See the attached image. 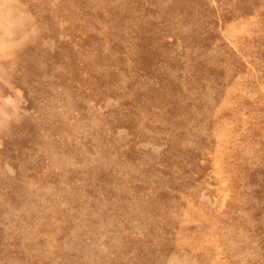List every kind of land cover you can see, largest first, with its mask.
Here are the masks:
<instances>
[{"label":"rangeland","instance_id":"obj_1","mask_svg":"<svg viewBox=\"0 0 264 264\" xmlns=\"http://www.w3.org/2000/svg\"><path fill=\"white\" fill-rule=\"evenodd\" d=\"M0 264H264V0H0Z\"/></svg>","mask_w":264,"mask_h":264}]
</instances>
